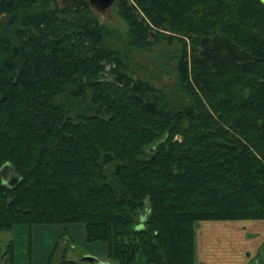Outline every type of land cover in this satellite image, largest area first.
<instances>
[{
  "label": "trees",
  "instance_id": "1",
  "mask_svg": "<svg viewBox=\"0 0 264 264\" xmlns=\"http://www.w3.org/2000/svg\"><path fill=\"white\" fill-rule=\"evenodd\" d=\"M115 5L126 40L88 0H0V230L83 224L114 264H201L200 223L264 221V5ZM162 45L148 73L135 53Z\"/></svg>",
  "mask_w": 264,
  "mask_h": 264
},
{
  "label": "rangeland",
  "instance_id": "2",
  "mask_svg": "<svg viewBox=\"0 0 264 264\" xmlns=\"http://www.w3.org/2000/svg\"><path fill=\"white\" fill-rule=\"evenodd\" d=\"M102 23L106 24L112 29H117L121 33L122 38L124 40L128 37V27L126 22L120 16L116 5L109 9L106 14L101 15L95 12ZM115 45L117 44L116 41H112ZM112 46V45H111ZM113 47V46H112ZM114 48V47H113ZM176 46H159L154 49L152 52H142L137 51L135 53L136 58L139 61V64L144 66L148 73H152L155 69V65L160 63L158 56H160V52H170L171 56L175 55ZM172 65L174 66L175 62L171 61ZM145 76V73H142ZM164 82L168 83L169 81H173V77L170 75L163 76ZM156 85V83L152 82ZM202 97V95L200 94ZM175 103L178 104L180 102L178 99H174ZM203 102L204 99H203ZM206 104V103H205ZM179 138V137H177ZM13 173V172H12ZM12 174L3 172V178L8 182L11 178ZM250 222V223H245ZM258 222L264 221H241V222H234V226L238 227V230L241 235L240 245L241 247V259L243 262L240 264H258L264 261V232L263 226L256 225ZM67 225L71 226H83L85 233L86 229L83 224H35L32 227H28L25 225L16 226L13 230H0V263L1 264H13V257L15 258L16 264H34L33 263V245L34 243L32 230L33 228H38L41 231V236L44 234L50 233L53 234V231H58L60 227H64ZM200 226V224H199ZM79 227L73 228L72 231L76 233ZM69 231H65L63 235L60 236L57 242V246L53 251L52 255V262L53 264H59L62 259V255L64 254L66 259L77 261L80 264H91L87 262H83V258L87 255H91V250H95L97 255L94 257H104L107 262L105 264H114L112 261L109 260L108 256V246L102 242H93L90 243L87 241V237L85 239V243L74 241L70 237ZM73 233V232H72ZM199 228L196 230V243L199 242ZM103 246V247H101ZM53 247V246H52ZM101 247V248H100ZM106 248V252L100 254L99 250ZM105 251V250H101ZM100 252V253H99ZM134 264H146L144 255L139 253L137 257V261Z\"/></svg>",
  "mask_w": 264,
  "mask_h": 264
},
{
  "label": "crops",
  "instance_id": "3",
  "mask_svg": "<svg viewBox=\"0 0 264 264\" xmlns=\"http://www.w3.org/2000/svg\"><path fill=\"white\" fill-rule=\"evenodd\" d=\"M250 223V222H245ZM234 222H202L199 228V242L197 244V260L201 264H240L241 259V235L237 226L233 225ZM256 225L264 227V222H258ZM60 227L58 231H53V234L47 233L41 236V231L38 228H33V263L34 264H47L48 260L57 246L58 239L67 230L70 237L74 241L85 243L86 233L83 226H71L67 225ZM79 227L77 234H75L73 228ZM264 232V228L262 229ZM73 232V233H72ZM264 240V239H263ZM53 246V247H52ZM103 247V246H101ZM100 247V248H101ZM105 250V251H101ZM99 250L100 254L106 252V248ZM91 255H97L95 250H91ZM99 261L106 263L104 257H97Z\"/></svg>",
  "mask_w": 264,
  "mask_h": 264
},
{
  "label": "water",
  "instance_id": "4",
  "mask_svg": "<svg viewBox=\"0 0 264 264\" xmlns=\"http://www.w3.org/2000/svg\"><path fill=\"white\" fill-rule=\"evenodd\" d=\"M264 5V0H260ZM90 7L97 12L98 14L104 15L106 12L113 8L117 2V0H88ZM20 178L17 177L14 173L12 174L10 180L6 183L8 187H14L19 184ZM83 262L91 263V264H105L98 260V258L87 255L83 258ZM1 264V263H0Z\"/></svg>",
  "mask_w": 264,
  "mask_h": 264
}]
</instances>
